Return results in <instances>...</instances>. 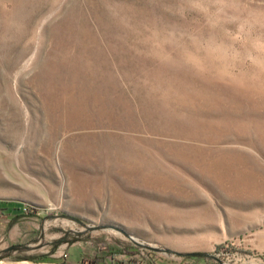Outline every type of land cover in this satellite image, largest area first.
<instances>
[{
    "label": "rangeland",
    "instance_id": "374dc122",
    "mask_svg": "<svg viewBox=\"0 0 264 264\" xmlns=\"http://www.w3.org/2000/svg\"><path fill=\"white\" fill-rule=\"evenodd\" d=\"M0 201V264H264V0H0Z\"/></svg>",
    "mask_w": 264,
    "mask_h": 264
},
{
    "label": "trees",
    "instance_id": "16d2710c",
    "mask_svg": "<svg viewBox=\"0 0 264 264\" xmlns=\"http://www.w3.org/2000/svg\"><path fill=\"white\" fill-rule=\"evenodd\" d=\"M0 203H5V201H0ZM18 209L19 210H21V212L22 213H26V212H28L29 211V207H28V205H26V204H23V205H21L20 207H18ZM35 209V208H34ZM123 250L122 249H119V250H117V251H112L111 253H113L112 255H114V254H117V253H120V252H122ZM194 255H199V256H206V254L205 253H186V254H184V256L185 257H193ZM109 256H111V255H109ZM112 257V256H111ZM97 259H102V260H105L106 259V256H104V257H100L99 256V254H97L96 255V257H95V260L94 261H96Z\"/></svg>",
    "mask_w": 264,
    "mask_h": 264
}]
</instances>
